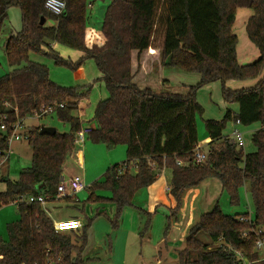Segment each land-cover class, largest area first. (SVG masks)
Segmentation results:
<instances>
[{
	"label": "trees",
	"instance_id": "trees-1",
	"mask_svg": "<svg viewBox=\"0 0 264 264\" xmlns=\"http://www.w3.org/2000/svg\"><path fill=\"white\" fill-rule=\"evenodd\" d=\"M64 2V13L53 15L45 9V0H0V32L10 7H19L22 16V29L10 33L4 43L8 62L16 68L0 77V124L8 126L0 130L1 154L8 149L9 125L42 105H56L55 117L69 126L68 132L53 134L40 133V126L28 127L30 165L16 180L0 177L5 182L0 205L14 203L19 213V219L7 226L8 239L0 237V264H83L86 229L95 216L104 214L96 212L87 219L81 228V243L75 246L68 235L54 230L39 202L26 201L32 195H56L63 165L75 148V133L82 127L78 106L89 98L92 86L57 85L48 67L30 60V53L50 56L74 70L92 59L100 72L95 80L104 83L108 96L96 103L88 121L94 127L87 137L108 148L125 145L126 160L108 167L102 180L89 185L84 202H112V227L117 226L121 210L132 205L135 192L151 185L164 168L170 170L169 193L175 201L172 215L180 209L186 189L214 178L231 204L240 203L239 188L247 183L253 224L264 226V0H109L100 28L87 25L86 9L91 2ZM240 7L253 10L245 30L259 50V57L244 65L237 61V37L232 31ZM47 19L53 23L47 24ZM154 38L159 40L156 46L152 45ZM52 43L70 48L78 57L60 56ZM146 54L156 61L145 65ZM165 66L198 73L199 81L183 85L185 93L155 92L152 83H167L158 74ZM258 76L260 80L250 88L225 86L228 80ZM217 80L224 102L236 104L237 110L227 109L221 120L204 121L210 141L201 149L206 159L196 162V115L203 109L195 94L202 85ZM237 120L242 126L260 124L251 135L252 152L238 148L224 133ZM97 186L108 187L112 196H97ZM61 199L79 202L72 197ZM239 215L224 213L218 202L202 213L177 251L178 264H242L236 253L249 264H264L254 250L257 236H242L250 225L239 221Z\"/></svg>",
	"mask_w": 264,
	"mask_h": 264
},
{
	"label": "rangeland",
	"instance_id": "rangeland-1",
	"mask_svg": "<svg viewBox=\"0 0 264 264\" xmlns=\"http://www.w3.org/2000/svg\"><path fill=\"white\" fill-rule=\"evenodd\" d=\"M88 2H91V4L86 9L87 25L100 28L109 0H88ZM252 14L253 10L248 7L238 8L235 14L232 31L237 37L236 54L240 65L250 64L259 57L258 48L249 40L245 30L246 22ZM46 23L52 24L53 21L47 19ZM21 29V10L17 6L10 7L0 32V77L10 74L16 68L8 62L4 43L10 33L19 32ZM157 43H159L158 38H154L152 45L156 46ZM55 44L52 43L51 45L54 46ZM54 49L64 58L75 60L74 57H78V53L62 45L56 44ZM29 59L45 64L49 69L50 79L59 86L83 87L92 84L88 101H84L85 107L81 113L84 125L92 118L96 103L108 96L104 83L95 80L100 76V72L92 59L86 60L77 70L68 65L58 64L52 57L43 54L30 53ZM158 74L160 77H162V74L167 83L162 84L159 80L152 83L151 88L155 92L185 93L187 88L183 85L189 86L199 81L198 73L186 72L172 66H165L162 70L160 68ZM260 78L261 76L246 80H228L225 86L231 89L250 88L256 85ZM195 95L196 100L203 109L202 114L196 115V128L199 138L205 132V120H221L227 109L233 112L237 109L236 104L224 102L222 84L218 80L202 85L197 89ZM232 124L226 126L225 134H231L234 126ZM41 125L53 126L60 132L69 131V126L59 122L54 114L42 118L27 117L25 120L26 128ZM236 127L244 137V152H252L255 148L251 141V135L260 127L259 122L248 126L237 125ZM76 147L81 153V163L80 165L75 164L73 175H79L86 188L76 194L75 198L79 202H69L62 199L53 200L50 212L51 216L56 219L76 217L84 224L96 212L104 213L95 216L86 229V240L82 253L83 264H151L153 261L151 256L157 255V252L154 253L152 249L158 239L163 238L167 241L171 237L170 234L173 233L178 238H180V235L182 237L187 236L190 226L198 220L202 213L211 210L216 202H218L224 213L247 214L250 218L254 217V206L247 183L239 188L240 203L231 204L227 194L222 191L219 181L214 178H208L200 185L189 188L185 194L183 193L182 210L180 207L177 213L172 215L171 210L174 207V205L172 206L174 199L169 191L165 190V187L170 185V172L169 170H163L151 185L141 187L135 192L132 205H127L121 210L117 218V226L114 228L110 222L111 219H114L115 213V205L112 202L84 201L89 194L87 189L89 185L100 179L108 167L126 160V146L121 144L114 148H108L105 144L94 143L86 137L84 145L82 147L76 145ZM31 157L32 149L25 138L12 140L9 158L0 166V177L3 174L10 180L17 179L19 173L30 165ZM130 171L133 173L134 169L132 168ZM4 187L5 182L0 180V190H3ZM94 193L104 198L112 196V191L106 186L95 187ZM187 193L194 194L193 202H191L190 195L188 196ZM191 207L193 208L192 211H190ZM18 219L19 213L16 204L0 205L1 238L8 239L7 226ZM176 223H178L180 229L175 230V232L173 228ZM63 234L70 237L73 245L78 246L81 243L80 229L77 232L67 231ZM161 245V252L166 253L173 264H178L177 251L175 250L179 247L175 246L174 251L168 253L164 243ZM72 255H74V252H72ZM259 256L264 259V251L260 252Z\"/></svg>",
	"mask_w": 264,
	"mask_h": 264
},
{
	"label": "built area",
	"instance_id": "built-area-1",
	"mask_svg": "<svg viewBox=\"0 0 264 264\" xmlns=\"http://www.w3.org/2000/svg\"><path fill=\"white\" fill-rule=\"evenodd\" d=\"M44 7L49 13L53 15H61L64 13L65 10V2L64 0H45ZM56 107H57L56 105H42L41 107L38 108L37 111H35L32 115H29L27 117L42 118L46 115H51V114L53 115L56 112ZM58 107L59 108L63 107V104H59ZM27 117L18 118L15 122H12L9 125L11 133L7 137L8 149L6 150V152H3L4 154H1L0 152L1 154L0 166L3 165L8 160L11 141L21 139V137L25 139L27 138V128L25 126V120ZM233 124L234 126L230 136L232 137L238 148H243L244 137L242 132L236 127L237 125H240L239 120H237ZM7 129H8L7 124L2 122L0 124V130L6 131ZM90 130H91V126L81 127L80 130H78L75 133L74 136L75 144L79 142H83L87 137L88 133L90 132ZM205 159H206V153L201 151V147L198 143L195 148V161L203 162ZM84 188H86V185L84 184V181L81 179L79 175H74L67 179L61 177L56 188L55 196L50 197L42 194H39L37 196L32 195L27 197L26 201L39 202L44 208L47 201H49L51 198L61 199L64 197H72L73 199L76 200L75 198L76 194L79 193ZM166 189L167 191H169V187H167ZM237 218L239 221L248 223L250 225V228L248 230L242 232V236L248 237L250 233L257 236L254 250L258 253L264 251V226H255L253 224L252 218H250L249 216L239 215ZM53 228L58 233H65L67 231H78L79 229L82 228V224L77 219H61L53 222ZM236 254L238 255L239 259L243 260L242 264L248 263L247 259L243 258L241 253H236Z\"/></svg>",
	"mask_w": 264,
	"mask_h": 264
},
{
	"label": "crops",
	"instance_id": "crops-1",
	"mask_svg": "<svg viewBox=\"0 0 264 264\" xmlns=\"http://www.w3.org/2000/svg\"><path fill=\"white\" fill-rule=\"evenodd\" d=\"M76 57L77 56H75L74 58H76ZM156 59H157L156 57L155 58L154 57L152 58V57H150V55L146 54L145 65H146V63L148 61H153V62H151L153 64L156 61ZM162 69L163 68H161V70ZM161 76H162V79H163V75L162 74H161ZM84 101H88V100L85 99V100H82L80 102V104L78 106V115H79L80 120L82 121V127H84V126H91V129H92L94 127V124L87 122L84 125L83 120H82V117H81V113L83 112V109L85 107L84 106L85 105L84 104ZM232 125H234V124H232ZM198 138H199V136H198ZM209 141H210V138L208 136H206V132H203L202 133V137L199 138V142H198L202 150H205L206 149V145H207V143ZM84 143H85V140L83 142H79V143H76L75 144L74 150L72 151L71 155L67 158L68 161L66 160L65 161V164L63 165V168H62L63 169L62 177L70 178V177L74 176L73 175V172H74V167H76L75 164L78 163L80 165V163H81V153H80V150H77V147L78 146L76 147V145H79L80 147H82V145H84ZM9 150H10V148H9ZM8 158H9V156H8ZM71 162H72V164H71ZM163 170H169V169L164 168ZM163 170H161V171H163ZM169 172H170V170H169ZM203 182H204V180L201 183H203ZM167 187H169V185L165 187V190L166 191H167V189H166ZM150 188H152V187H150ZM188 189H186L184 191V194H185V192L188 191ZM189 191H191V190H189ZM187 194H188V196L190 195V193H187ZM190 198H191V202H193L194 194H191L190 195ZM58 199H60V198H58ZM53 200H57V199H50L49 201H47V203L44 206V209H45L46 213L48 214V216L52 219V221L55 222V221H58V220H61V219L60 218L56 219V218H54V217L51 216V212L50 211H51V203H52ZM173 205H175V201H174V203H172V206ZM182 206H183V203H182ZM181 210H182V207H181ZM192 210H193V208L191 207V210L190 211H192ZM65 219H77V220H79L81 222L82 225H84V222H82L80 219H78L76 217H69V218H65ZM177 224L178 223H176L174 225L175 227L173 228V231L180 229ZM170 236L171 237H169L167 241L165 239L161 238V239H158V241H156V243L153 245V249L152 250H153L154 253L157 252V255H153V256L150 255L151 257H153V261L151 262V264H173V262H171V260L168 258V256L166 255V253H162L161 252V250H160V248L162 246L161 244L164 243L166 252H168V253H170L172 250L174 251V247L175 246H178L179 247V248H177V250H175V251H178L179 249L183 248L184 243H185V239H186L187 236H183L182 237V235H180V238H178V236H176L175 233L170 234ZM168 242L170 243L169 245H168ZM140 262H142V260H140Z\"/></svg>",
	"mask_w": 264,
	"mask_h": 264
},
{
	"label": "water",
	"instance_id": "water-1",
	"mask_svg": "<svg viewBox=\"0 0 264 264\" xmlns=\"http://www.w3.org/2000/svg\"><path fill=\"white\" fill-rule=\"evenodd\" d=\"M39 23L41 25H43L45 23V19L43 17H41ZM55 131H56V128L53 126H44V125L40 126V133H42V134H53V133H55ZM39 187H41V186H39Z\"/></svg>",
	"mask_w": 264,
	"mask_h": 264
}]
</instances>
